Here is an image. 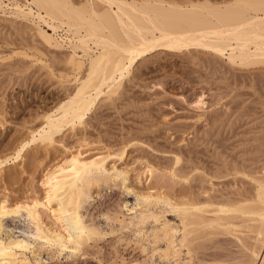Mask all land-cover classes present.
I'll use <instances>...</instances> for the list:
<instances>
[{"label": "rangeland", "instance_id": "1", "mask_svg": "<svg viewBox=\"0 0 264 264\" xmlns=\"http://www.w3.org/2000/svg\"><path fill=\"white\" fill-rule=\"evenodd\" d=\"M184 1L230 0L175 2ZM67 54L65 46L48 47L30 23L0 15V202L44 200L46 176L77 154H116L108 157V167L114 164L123 178L93 186L81 210L99 235L76 255L41 250L35 264H148L132 231L108 225L104 217L128 220L134 193H161L173 200L253 193L249 176L264 170V65H232L202 49H154L135 61L116 93L99 97L81 123L62 126L51 143L31 142L45 115L74 90ZM164 215L177 221L172 212ZM41 218L58 227L49 211L42 210ZM4 225L15 236L31 234L23 218H6ZM241 249L219 234L197 256L206 263L250 264L252 254Z\"/></svg>", "mask_w": 264, "mask_h": 264}, {"label": "bare ground", "instance_id": "2", "mask_svg": "<svg viewBox=\"0 0 264 264\" xmlns=\"http://www.w3.org/2000/svg\"><path fill=\"white\" fill-rule=\"evenodd\" d=\"M175 1L0 0V15L30 23L48 47L65 46L74 73L72 94L45 115L31 142L51 143L62 126L81 123L99 97L116 93L135 61L154 49H202L225 56L232 65H264V0ZM203 104L198 99L197 105ZM27 144L20 146L15 158ZM115 155H73L46 176L44 200L13 206L0 202V264H35L44 249L76 255L99 235L81 210L89 203L93 186L123 179L114 164L108 167V157ZM147 171L151 175L153 169ZM249 177L254 185L250 195L173 200L161 193H134L128 220L103 216L108 225L117 223L132 231L148 264H213L197 254L219 234L249 251L252 264L258 258L264 264V170ZM42 210L49 211L57 228L42 221ZM165 212H172L177 221L166 220ZM6 218H23L30 236H15L4 225Z\"/></svg>", "mask_w": 264, "mask_h": 264}]
</instances>
